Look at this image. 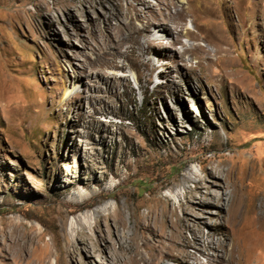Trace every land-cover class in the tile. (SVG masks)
<instances>
[{
  "label": "rangeland",
  "instance_id": "1",
  "mask_svg": "<svg viewBox=\"0 0 264 264\" xmlns=\"http://www.w3.org/2000/svg\"><path fill=\"white\" fill-rule=\"evenodd\" d=\"M67 1L0 0V264H125L122 247L137 264H207L197 247L214 253L212 238L264 264V0H243L239 29L221 19L222 52L202 12L154 30L148 10L186 0H123L117 16L107 0ZM134 42L154 49L152 68L128 56ZM195 43L210 61L184 51ZM97 208L77 237L74 219Z\"/></svg>",
  "mask_w": 264,
  "mask_h": 264
},
{
  "label": "bare ground",
  "instance_id": "2",
  "mask_svg": "<svg viewBox=\"0 0 264 264\" xmlns=\"http://www.w3.org/2000/svg\"><path fill=\"white\" fill-rule=\"evenodd\" d=\"M122 1L123 0H107L108 6H109L107 13L114 14L116 16L122 15L124 12L122 10ZM137 1L139 4L148 7V3L146 0H137ZM186 1L188 3L187 7H181L179 9H176L173 12H167V11H161V10H159V11L158 10L157 11L148 10V12L151 14V16L153 18L152 21L157 23V26H155L154 30L155 31L157 30L158 33H162L166 37L171 36L177 30V28H172L171 24H176L177 26H181L187 17H190L192 19V22L196 23V13L202 12L205 15V17L210 18L209 22L205 26V30L207 31V33H210L214 36V38L216 39V44L218 45L217 50L222 52V49H223L222 45H224V43H226V42H225V38H220V35L223 34V31L220 27L221 19H225V21H228L233 28L239 29L242 25V21L240 19V13H241L242 8H240V7H241V4H243L242 3L243 0H186ZM260 1L261 0H256L257 4H260ZM86 2H89V0H86ZM189 3H192V5H190ZM64 7H66L67 9H69L71 7H75V1L70 0V1L64 2ZM169 7H170V3H167L165 5V9H168ZM129 9L131 10L132 16H134V17L136 16L137 18H140L142 20L145 19V20H147L148 24L151 23L149 21V18L147 17V15H143L139 12L137 5H135V6L131 5V7H129ZM220 10L224 12V15H219ZM235 14H237L238 19L235 18ZM145 29H147V28L144 27V30ZM186 35L192 40H198L201 38V35L199 33L193 32L190 30H186ZM155 39L158 41V45L160 46L159 50L154 51V49H150L151 48L150 46H147V48H145L144 46H139V48H138L134 42L130 46V48L127 50L128 56L133 58V59H136L137 61H141L147 67L152 68L153 65L151 64V61L150 60H143V59H141V56H144V53L147 50L148 51H154L157 54L165 55L168 52L167 49L172 47L171 44H164L163 43V40H162L163 36L156 37ZM173 41L177 42V41H179V39L176 38ZM209 43L207 45H201L199 43H195L191 46L184 44L185 45V46L183 45L184 51L190 52L192 55H194L196 58H198L199 59L198 64L201 65L202 60H206V61L211 60L212 53H211V50L209 49ZM137 49H139V51H140L139 55L136 53ZM178 53L180 56H183V51H178ZM111 65L113 67H118V65L115 63H113ZM187 174L189 177L188 179L193 180V178L196 177L195 172L193 170H190L189 172H187ZM218 176H220L219 172H218ZM180 191H181V189H179L177 191L178 195L180 194ZM189 196L192 199H194L195 197H197V192L193 191ZM99 212H101V211L97 208V209H94L89 214H81V215H78L74 219V222L81 226V228L77 231V234H76L77 237H82L85 235L84 228L86 226L85 221H86L87 217L94 216V217H96L97 224L101 223L103 217L101 216V214H99ZM115 215L119 216L118 210H116L115 212H112L106 218L112 219V217H114ZM112 221H113V223L115 222L113 225L114 230L116 229L118 231L119 220H116V219L113 220L112 219ZM97 224L94 226V231L97 227ZM97 230H99V229L97 228ZM191 230L194 232L195 240L198 242H201L202 236L197 233V230L195 228L191 227ZM112 233H113V231L107 235H104L103 237L109 238ZM76 239L80 240L79 238H76ZM210 240H211L210 246L213 247V249L215 251L214 253L208 254L205 249H201L200 247H197L202 252V254L207 256V264H240L241 263L240 261L238 262V259H237V254L239 253V247L236 246L234 242L231 244V247L227 248V243L225 240L221 243H217L216 241L213 240V238ZM114 241L119 244L120 248L122 247V245L120 244V239H119L118 234H117V237L114 239ZM111 245H112V241H110L108 243L109 247ZM187 245H189V244H187ZM241 246H242V244H241ZM86 247L88 250H92L95 252L94 247L92 248L91 246H89L87 244H86ZM121 250L126 252V253L131 252L133 255L129 259H127V257L125 258V261H124L125 264H137L138 261L140 259H142L140 257L142 254L139 252L138 248L132 249V248L122 247ZM168 256L175 259V257L172 255V253L165 250V249L164 250L160 249V250L156 251V253H154V255H153V257L156 261L161 260V259L168 257ZM186 257L187 258L181 260V262L183 264H202L194 256L186 255ZM100 259L102 262L111 260V258H109L106 255L100 257ZM190 259H191V261H193L192 263H190ZM242 260H243V258H242ZM118 261H120L122 264H124L122 259H118ZM245 264H246V262H245Z\"/></svg>",
  "mask_w": 264,
  "mask_h": 264
}]
</instances>
